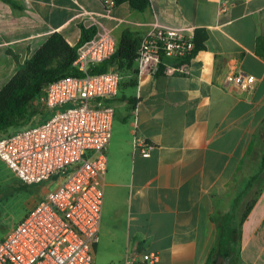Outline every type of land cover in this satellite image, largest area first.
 <instances>
[{"label": "crops", "instance_id": "1", "mask_svg": "<svg viewBox=\"0 0 264 264\" xmlns=\"http://www.w3.org/2000/svg\"><path fill=\"white\" fill-rule=\"evenodd\" d=\"M15 1L21 8L0 0V88L52 32L77 44L80 24L94 29L90 39L105 30L117 42L126 30L141 37L154 24L193 37L190 57L165 59L178 69L159 64L121 93L136 102L116 107L123 113L107 148L102 202L110 196V221L104 236L100 223L94 258L107 239L121 246L117 264L151 251L159 264H204L231 242L239 264H264V181L247 213L233 215L264 174V57L256 52L264 0H226L223 9L221 0ZM239 70L255 76L251 89L224 85ZM134 136L150 143L148 156Z\"/></svg>", "mask_w": 264, "mask_h": 264}, {"label": "built area", "instance_id": "2", "mask_svg": "<svg viewBox=\"0 0 264 264\" xmlns=\"http://www.w3.org/2000/svg\"><path fill=\"white\" fill-rule=\"evenodd\" d=\"M220 4L223 9L226 0ZM116 47L108 30L83 42L72 63L82 74L49 82L37 98L47 110H58L43 122L0 134V159L21 182L55 183L0 239V264H93L115 113L109 101L118 93L120 75L116 66L89 70ZM194 50L191 34L154 24L140 37L137 76L159 64L178 69L165 59L183 61ZM255 80L239 70L227 73L224 85L247 91ZM133 146L143 156L150 154V143L140 136L133 137ZM122 264H159L158 254L126 256Z\"/></svg>", "mask_w": 264, "mask_h": 264}, {"label": "trees", "instance_id": "3", "mask_svg": "<svg viewBox=\"0 0 264 264\" xmlns=\"http://www.w3.org/2000/svg\"><path fill=\"white\" fill-rule=\"evenodd\" d=\"M4 1L14 8H21V5L15 0ZM129 1L132 2L133 0ZM80 29L81 36L75 45L68 43L60 32H52L44 43L19 66L14 75L0 88V131L19 125L36 113L39 108L37 98L46 84L63 76H79L82 74L72 63L77 55L78 47L90 39L94 29L86 28L81 24ZM139 42L140 37L138 34L129 30L123 31L117 42L114 54L107 60L91 67L89 71L91 73L102 72L116 66L121 79V68L124 67L131 72L130 79L124 83V87L127 86L132 78L134 80L137 74L136 56ZM256 52L264 57V34L259 35L257 38ZM121 85V81L119 80L118 92L120 89L122 93L124 87L121 89ZM121 93L109 101L114 106V109L116 110L119 101L125 100L129 107H134L136 99L134 97L125 98V95H121ZM20 127L18 126L12 130ZM262 129L264 131V127ZM251 205L248 207V210L251 208ZM222 233L224 236L229 235L228 239L225 237L223 240L230 241L232 239V230L225 229ZM220 246L217 252L210 254L204 264H221L217 262V258H215L216 254L222 257L223 262L227 259L231 261L237 249L234 248L231 242L222 243Z\"/></svg>", "mask_w": 264, "mask_h": 264}, {"label": "rangeland", "instance_id": "4", "mask_svg": "<svg viewBox=\"0 0 264 264\" xmlns=\"http://www.w3.org/2000/svg\"><path fill=\"white\" fill-rule=\"evenodd\" d=\"M121 70L122 72L120 81L122 85L120 88L123 89L124 83H126L131 77V72L124 67H122ZM120 93L121 90L119 89L117 95L119 96ZM57 110L58 108L47 111V109L41 103H39V108L36 113L31 115L27 120L23 121L19 125L8 127L5 130L0 131V133L10 131L25 124L43 122ZM122 113V108L119 107L116 109L112 125L113 133H117L120 129ZM263 181L264 174L259 181L255 182L254 187L247 194L240 197L238 208H235L233 215L241 217V215L248 211V207L252 204L251 200L254 196V193L263 183ZM53 187H55V183L27 184L21 182L14 175L13 171L5 164V162L0 159V239L8 234V232L24 217V215H26L34 207V205L39 201L41 196L46 193L47 190ZM104 198V205L101 211L100 221L102 226L101 234H103V236L108 228L112 205L110 196L105 194ZM237 247L238 243H235L234 248L237 249ZM120 248L121 246H119L117 243H111L109 240L103 239L96 250L94 264H117V251ZM226 264H239L238 260L236 259L235 252L233 254V259L229 263L226 261Z\"/></svg>", "mask_w": 264, "mask_h": 264}, {"label": "water", "instance_id": "5", "mask_svg": "<svg viewBox=\"0 0 264 264\" xmlns=\"http://www.w3.org/2000/svg\"><path fill=\"white\" fill-rule=\"evenodd\" d=\"M219 261H220V257L217 259V262L219 263Z\"/></svg>", "mask_w": 264, "mask_h": 264}]
</instances>
